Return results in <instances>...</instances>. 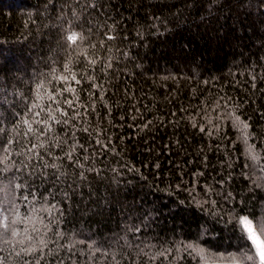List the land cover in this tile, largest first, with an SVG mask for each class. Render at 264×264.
<instances>
[{
    "label": "trees",
    "instance_id": "1",
    "mask_svg": "<svg viewBox=\"0 0 264 264\" xmlns=\"http://www.w3.org/2000/svg\"><path fill=\"white\" fill-rule=\"evenodd\" d=\"M0 128V264H232L230 216L264 218V0H0Z\"/></svg>",
    "mask_w": 264,
    "mask_h": 264
},
{
    "label": "snow or ice",
    "instance_id": "2",
    "mask_svg": "<svg viewBox=\"0 0 264 264\" xmlns=\"http://www.w3.org/2000/svg\"><path fill=\"white\" fill-rule=\"evenodd\" d=\"M66 36L65 40L68 43L69 46L75 47L82 44L86 37L83 35V33H78L71 28V21L69 22V28L65 29ZM115 37L108 36V39H114ZM94 47V45H93ZM96 63L95 60H90L89 64L94 65ZM110 66V65H109ZM53 73H55V70H53ZM52 79L62 82L64 84V87L62 89H54L53 92L48 94V99L55 103L57 106L56 108H52L51 105H48L47 115L44 118L41 117V113L44 111L43 108L40 109V111L33 113V119L32 121L23 120V123L28 125V132L33 133V135H36L37 140L40 139L41 135H45L48 132H51V125L49 124V120L54 121L55 123H64L67 124V119L60 120L58 119L54 113L60 112L61 115L67 116L68 113L64 112L60 109L59 105L61 103L60 100L57 99V97L62 96L63 93H72L75 94L76 89H74L71 86V81H75L76 84H79L81 81L77 79L76 73L72 70L71 67V61L66 62L63 65V72L61 74H53ZM91 79V77H90ZM39 88L44 87L43 84L38 85ZM77 100L79 97L76 98ZM63 103L67 104L69 108L73 107V100L65 98L63 100ZM40 105L32 104L27 111L33 112V109L39 108ZM23 119V118H22ZM236 122L243 125V128H247L248 125L246 122L240 121V117H235ZM43 125V127L40 130L33 129L32 123ZM203 130V129H202ZM0 131H3L2 128H0ZM37 131H39V135H37ZM11 143V141H9ZM37 147H45V145L41 142L39 144H33V149ZM32 149H29L31 151ZM7 151V148L5 149ZM69 158L71 157V153H67ZM48 167L49 165H45ZM53 168H57V165L52 164L50 165ZM63 175V173H61ZM82 175V174H81ZM15 188H20L21 185L16 184L14 186ZM14 199V198H13ZM27 199V197H25ZM12 204V207L15 208L14 202H9ZM5 211H8V209H2L0 208V213H3ZM9 217L7 215H3L2 219H0V224H2L3 228L7 231L10 228V225L8 223H5V221H8ZM235 223L236 228L240 231L242 234L243 239L246 241L248 247L240 252L238 255L233 254L231 257L232 264H264V218L261 219H255L251 218L248 215H231L229 218V223ZM12 223H16V221H12ZM12 235H16L15 230H12ZM0 238L2 237V234H0ZM81 243H84V241H80ZM43 244L44 242L41 241ZM94 243V242H93ZM89 247H92L90 244ZM189 247H192L189 245ZM99 250V249H97ZM202 251V250H201Z\"/></svg>",
    "mask_w": 264,
    "mask_h": 264
},
{
    "label": "rangeland",
    "instance_id": "3",
    "mask_svg": "<svg viewBox=\"0 0 264 264\" xmlns=\"http://www.w3.org/2000/svg\"><path fill=\"white\" fill-rule=\"evenodd\" d=\"M216 264H226V263H216Z\"/></svg>",
    "mask_w": 264,
    "mask_h": 264
}]
</instances>
